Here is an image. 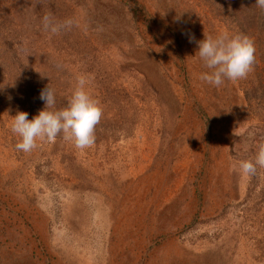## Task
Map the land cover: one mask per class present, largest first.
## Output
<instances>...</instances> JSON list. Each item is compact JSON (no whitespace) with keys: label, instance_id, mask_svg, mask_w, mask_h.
Listing matches in <instances>:
<instances>
[{"label":"rangeland","instance_id":"rangeland-1","mask_svg":"<svg viewBox=\"0 0 264 264\" xmlns=\"http://www.w3.org/2000/svg\"><path fill=\"white\" fill-rule=\"evenodd\" d=\"M255 3L0 0V264H264V168L233 167L264 144ZM47 14L79 26L49 38ZM225 31L255 63L216 88L195 53ZM82 74L103 109L94 146L16 150L11 118L38 115L47 86L67 107Z\"/></svg>","mask_w":264,"mask_h":264},{"label":"clouds","instance_id":"clouds-1","mask_svg":"<svg viewBox=\"0 0 264 264\" xmlns=\"http://www.w3.org/2000/svg\"><path fill=\"white\" fill-rule=\"evenodd\" d=\"M255 4L264 10V0H256ZM42 26L45 32L50 33L51 38L52 35H59L62 31L79 25L72 19L57 22L51 14H47L42 18ZM192 40L194 37H190V42ZM197 43L198 51L195 56L206 69L198 75V79L212 87H222L226 81L246 79L255 63V44L247 36H232L225 31L215 37L204 35V39ZM21 51L26 49L22 48ZM90 83L89 77L79 75L68 106L59 110H55L54 89L49 86L43 89L40 99L45 102V108L38 115L29 120L27 113L18 112L11 118V131L20 138L15 145L16 150L30 153L38 147L37 140L55 142L61 134L64 141L72 142L78 150L94 146L95 129L101 121L103 109L100 102L85 90ZM257 166L264 168V144L259 145L255 162L238 160L233 164L245 177L255 175Z\"/></svg>","mask_w":264,"mask_h":264}]
</instances>
